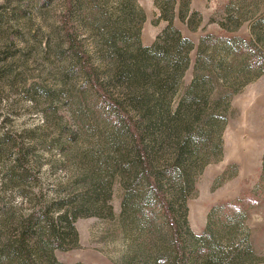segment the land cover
Returning a JSON list of instances; mask_svg holds the SVG:
<instances>
[{"label":"rangeland","instance_id":"1","mask_svg":"<svg viewBox=\"0 0 264 264\" xmlns=\"http://www.w3.org/2000/svg\"><path fill=\"white\" fill-rule=\"evenodd\" d=\"M176 1L197 14L193 28L174 20L182 37L213 38L200 72L209 78L197 85L208 103L175 113L192 85L193 49L157 119L140 111L141 87L121 79L109 45L150 46L168 24L156 5L165 0H0V209L12 207V221L57 203L54 218L87 213L73 221L76 241L41 264H264V0ZM22 149L30 176L5 188ZM180 149L177 173L191 184L179 202L164 174Z\"/></svg>","mask_w":264,"mask_h":264},{"label":"trees","instance_id":"2","mask_svg":"<svg viewBox=\"0 0 264 264\" xmlns=\"http://www.w3.org/2000/svg\"><path fill=\"white\" fill-rule=\"evenodd\" d=\"M156 5L160 12L159 17L166 20L168 24L150 46H143L139 41L129 46V43L124 40L122 41L123 50L118 48L116 40H112L109 45L111 53L114 57H117L118 74L127 84L133 82L140 85L141 90L138 91L135 100L140 111L157 119L165 118L169 114V101L177 86L176 84L191 63L190 52L196 49L192 85L180 99L175 113L178 114L190 107L201 110L208 103V94L201 93L197 85L200 87V83L204 84V79L209 78V75L203 77L200 72L204 71L208 64V59H204L202 55L205 54L213 38L207 36L195 46L191 40L182 37L180 31L173 25L174 20L177 18L186 23L189 28H193L191 23L197 14L194 12L189 13L187 3L165 0V3H156ZM135 33L137 36L138 31ZM66 37L72 45L71 47H74L73 53L76 54L80 67L90 76L92 86L99 90L102 87V81L96 71L91 68L87 55L75 47L76 39L72 36V33L66 31ZM7 41L6 36L3 43L6 44ZM128 86L127 88H130V85ZM103 98L111 100L107 94ZM112 104L117 107L116 101H112ZM130 129L128 131L133 135L134 133ZM132 129H136V126H133ZM133 138L136 148L141 150L145 148L141 133H135ZM184 146L185 148L188 147L187 144ZM182 154V149H180L175 155L177 160L175 163L173 161L166 165L167 168L170 167L164 174L179 202L185 197V190H188L191 184L188 176L184 177L182 181L177 173L176 168L183 164ZM25 155V151L20 150L17 165L9 167L2 174L3 187L24 188L26 179L30 176L29 169L24 166ZM186 160H189L188 157H185V163ZM154 178L156 187L153 191L162 193L159 174L155 175ZM59 205L58 203L56 205H46L29 213L27 217L20 216L16 221H12L11 216L8 215L12 207H2L0 209V256H2L3 264H11L10 261L13 263L16 261L17 264H37L38 261V264H41L39 259H42L44 254L52 257L54 248H63L70 242L76 241L77 231L73 221L78 216L87 213L80 211V209H67L57 218H54L51 212ZM170 206L167 208L165 216L166 220L172 223L174 220L173 215L170 213L172 203H170ZM11 224H15V226L12 227ZM60 225H62V228H59ZM176 230L178 229L176 228ZM176 230H173V232H176Z\"/></svg>","mask_w":264,"mask_h":264}]
</instances>
